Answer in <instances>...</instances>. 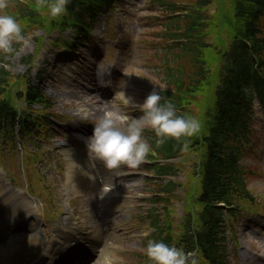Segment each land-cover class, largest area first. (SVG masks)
<instances>
[{
  "label": "rangeland",
  "instance_id": "374dc122",
  "mask_svg": "<svg viewBox=\"0 0 264 264\" xmlns=\"http://www.w3.org/2000/svg\"><path fill=\"white\" fill-rule=\"evenodd\" d=\"M178 1L185 2V0ZM228 3L230 1L225 0L223 5L212 0L211 4L204 8L207 24L205 34L209 36L211 43L206 56L209 69L212 68V65L216 68L219 62L216 49H211L214 42L217 46L223 45L230 35L227 30L233 26L228 11L229 9L232 12V7H228ZM48 14V11L44 12L41 18L45 25L58 24L60 18L56 17L57 20H51V16ZM107 15L108 19L102 21L100 18L96 21V26L85 35L84 39L88 42L81 45V55L77 56L76 62L72 57H63L60 54L64 48L57 49L59 52L57 53L52 47L59 43V40L70 39L74 36L72 29L51 31L53 28L48 30L44 28V24L34 27L32 25L24 34V39L15 44L13 53H0V63L10 65L7 69L11 74L23 73L27 75L29 73L32 75L29 64L25 61L33 58V53L37 52L34 58L35 68L39 65L43 67L44 78L47 81L43 88L53 102V105L48 107L45 113L54 114L68 126L74 125L83 129L81 125L87 121H91L93 126L95 119L102 115L98 110L106 111L112 106L116 89L111 88V92L108 94L110 96L107 99L108 103H105L100 98V93L95 90H90L87 92L89 95H84L83 83L89 85L87 79L94 80L95 77L102 83L107 72L110 71L109 64L115 63L117 58L121 59L124 64L123 69L124 72H128V78L131 75H137L147 80L146 85L138 83L140 86L132 85L130 87L132 95L138 101L142 100L153 87H158L157 77L161 67L159 50L164 44V40H161L159 36L161 29L159 12L149 9L146 0H121L107 12ZM261 22L264 25V18ZM49 31L51 33L47 34ZM120 38L129 47L125 55H116V59L113 56L114 53L101 54L97 58L90 55L91 50L89 49L94 45L95 48H105L108 52V48ZM78 40L77 34L70 44L69 56L72 55L73 43L75 46V42ZM77 48L79 47L77 46ZM95 65L94 77L89 74V71L91 72ZM116 75V84L119 87L125 86L123 79L118 74ZM32 82H36V77L32 76ZM152 83L157 86H153ZM18 85L19 89H25L23 79L18 82ZM13 87L17 88L15 83ZM205 90L206 93L200 92V96L204 101L203 108H208L206 106L213 96L208 93L209 85ZM33 106L42 107L41 104H33ZM193 107L198 116L197 104H194ZM126 110H129L131 117L142 115L135 106L128 107ZM254 110L250 124V137L246 143L247 149L244 151L242 163L248 170L247 187L258 198H256L257 202H238L237 205L240 209L234 216L235 222L231 221L232 216L229 220L230 213L225 214L228 216L224 215L230 222L227 229L230 250L226 251L231 264H247L246 260L253 259L255 248H261L256 252V255L264 254V232L254 231L256 223L251 220L254 216L260 219L257 213L264 214V110L259 105H255ZM83 133L84 135H82ZM83 133H80L81 138L75 137V132H68L61 125H51L44 132L47 140H42L40 150H36L39 141L36 138L34 140L24 139L23 154H21V146L18 142L13 148L0 145V162L2 163H0V167H3L5 174V177L0 179V214L14 213V207L9 205V197L15 193L16 189H22L23 193L19 196L20 199L27 205H31L30 217L27 222L32 226L36 225V229L31 232L15 231L16 236L12 235L11 241L12 250L8 252L9 255L5 260L0 261V264H27L28 260L36 258L39 253L43 254L49 236L56 237L57 226L63 225L69 220L76 222L81 230L83 225L90 226L91 229L98 228L107 242L113 243L108 253L109 263L103 258L98 262V257H104L100 255L91 256L83 264H143L145 262V235L152 231L146 222L148 220L147 210L153 204L150 199L153 182L154 184L160 183L155 182L157 179L151 177L152 172L148 170L143 172L139 169L136 170L137 167L127 166L130 172L118 178L114 183L110 198L105 199L108 205L104 207V212L101 199H99V195H101L98 188L101 180L99 173L92 168L86 170L85 163L80 159L77 161L71 152L66 150L68 146H59L58 144V141L63 138L70 139L71 143L77 147L76 151L90 157L87 138L91 134ZM254 137L256 138L254 139ZM187 155L188 153L179 163V179L181 181L185 173L195 176V166L191 164ZM73 160L79 165L74 164ZM87 173H92L99 182L91 181ZM146 177H150V179ZM175 181H177V177ZM189 184L191 191L192 178L185 180L184 185L173 190L174 196L169 204L174 209L177 219L172 223L168 221L166 229H178L182 216H187L191 212L192 207L182 204L183 199H181ZM195 194V190L190 194L189 203L196 200L194 199ZM259 203L262 206L259 211L250 209L251 206L256 208ZM155 207L161 211L160 203H155ZM195 207L192 209L193 213H196ZM40 211L49 215V229L46 231L44 226L39 224L43 222L39 216ZM226 212L227 210H225ZM105 216L110 217L109 220H105ZM42 229L44 232H40ZM171 233L174 236L177 231ZM230 235L231 237H229ZM97 247L102 250L101 244Z\"/></svg>",
  "mask_w": 264,
  "mask_h": 264
},
{
  "label": "trees",
  "instance_id": "16d2710c",
  "mask_svg": "<svg viewBox=\"0 0 264 264\" xmlns=\"http://www.w3.org/2000/svg\"><path fill=\"white\" fill-rule=\"evenodd\" d=\"M89 1L91 2L88 4L85 0H69L67 12L59 16L58 24L70 23L78 27H89L90 23L86 18V12L90 5L94 4L95 7H98L102 2H110V0ZM188 1L191 2L182 3L178 0H160L159 2L164 8V13H166V19L163 21L165 26L164 39L171 42L170 47H177L178 50L176 51L179 52L175 54L176 58L180 61V58L184 56L188 63V68L183 63L178 65L166 64L165 78L171 87L163 90L162 94L165 98L170 99L175 106L181 104V97L179 96L186 84L182 79L184 74H187L186 79L189 80L185 85V92L191 90V85L198 86L206 77L202 52L210 46L209 39L205 35L207 24L203 10L212 0ZM227 1H230L228 7H232V12L227 9L233 26L230 31L228 30L231 34L228 42L217 51L221 57V65L214 95L218 105L223 107V112L227 113L228 111L229 114L232 113L237 118L243 111L239 97L244 95L246 89L253 87L264 90V73L261 72V65H263L264 70V25L261 22L264 17V0ZM215 2L223 4L225 0H215ZM10 5L13 7H9ZM45 9L46 6H40V0H15L13 3H8L7 9L4 10L13 11L19 20L28 23H40L42 22L40 16ZM52 19L55 20L56 17H52ZM175 44L177 46H174ZM211 49L216 48L213 46ZM7 74L8 72L0 66V107H4L1 120L3 124L12 128L13 122L10 117L12 113L8 111L9 108L6 105L9 104L8 96L13 90L12 84L16 83V80L13 83H8ZM28 91L34 93L30 89ZM245 129L243 124L235 122L231 130L233 134L222 137L221 142L216 143L208 151L210 154L216 148L215 153L208 155L210 164L206 166L202 177L200 199L209 201L210 204L205 202L203 204L200 227H188L184 233V238L181 240L182 247L186 251L197 248L203 260L209 261V264L224 263L219 247L222 237L217 222L220 219L218 220L217 216L214 218L216 221L211 219V213L214 211L211 203L217 200H226L227 203L231 204L236 196L252 198L248 193L244 179L245 172L237 162L244 150L237 144L238 137L245 135ZM215 132L220 133V131ZM225 139L230 140V142L227 140V142H223ZM225 143L227 144L224 147L227 149L224 157L226 165H216L214 163L220 161L221 145H225ZM177 149L179 150L180 147L176 142H167L156 147V150L163 156L170 155ZM160 240L166 242L167 238L162 237Z\"/></svg>",
  "mask_w": 264,
  "mask_h": 264
},
{
  "label": "clouds",
  "instance_id": "9594fccd",
  "mask_svg": "<svg viewBox=\"0 0 264 264\" xmlns=\"http://www.w3.org/2000/svg\"><path fill=\"white\" fill-rule=\"evenodd\" d=\"M68 3L69 0H40V6H46L52 17L64 15ZM7 7V0H0V10ZM23 39L24 30L20 20L14 14L0 11V53H13L16 42ZM3 66L10 67L8 64ZM132 106L137 107L142 115L131 117L126 109ZM146 126L154 130L157 137L155 142L159 145L168 138L180 140L199 134L202 121L195 116L178 114L175 104L165 98L157 87H153L138 101L123 86L114 93L112 106L95 119L93 131L87 138L93 166L97 160L108 170H118L125 165L139 166L153 150L143 134ZM184 142L186 144L187 140ZM73 163L77 164L74 160ZM87 175L90 179L96 178L92 173ZM110 189V185L101 184L105 194ZM145 252L152 264H195L194 258L190 261L193 253L163 240L150 239Z\"/></svg>",
  "mask_w": 264,
  "mask_h": 264
},
{
  "label": "bare ground",
  "instance_id": "6f19581e",
  "mask_svg": "<svg viewBox=\"0 0 264 264\" xmlns=\"http://www.w3.org/2000/svg\"><path fill=\"white\" fill-rule=\"evenodd\" d=\"M85 94H87L85 92ZM76 156H79L78 154L74 153ZM118 170H116L117 172ZM120 173V172H117ZM108 194L111 193V191H107ZM16 206V215L18 217H22L23 219H26L29 216L30 208L26 206L21 201H14ZM15 215V216H16ZM14 216L11 215L8 217H3L0 219V237L3 238L5 231L6 234L11 235L10 231L12 227L19 224L20 222L17 220L14 223L13 218ZM10 220V221H9ZM76 225L74 222L69 221L64 225H61L58 227L60 239H55L54 241H50V245L46 246L45 248V255L49 256L48 263L49 264H60L62 260L74 255L75 253L81 254V253H88L95 251L94 247L96 245L95 239L92 238V230L88 227L84 229V231L76 230ZM5 234V235H6ZM4 239V238H3ZM11 238L5 239V241L0 244V261L5 260L4 258L7 256L6 253L8 250H10L11 246L9 244ZM109 243H106L105 246L107 247ZM105 254L108 257L107 251H105ZM96 255V252L94 253ZM46 259V258H45ZM47 261V259H46ZM261 264H264L262 262Z\"/></svg>",
  "mask_w": 264,
  "mask_h": 264
}]
</instances>
